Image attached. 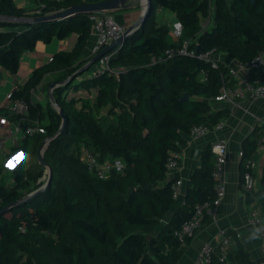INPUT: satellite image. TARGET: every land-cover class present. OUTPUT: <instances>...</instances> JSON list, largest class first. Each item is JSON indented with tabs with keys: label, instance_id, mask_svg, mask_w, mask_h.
Masks as SVG:
<instances>
[{
	"label": "trees",
	"instance_id": "trees-1",
	"mask_svg": "<svg viewBox=\"0 0 264 264\" xmlns=\"http://www.w3.org/2000/svg\"><path fill=\"white\" fill-rule=\"evenodd\" d=\"M40 2V12L29 15L15 0H0V15L38 17L86 0ZM213 3L212 7L209 0H151L142 26L117 53L109 52V66L120 68L119 73L106 69L85 75L92 66L79 73L94 56L78 61V50L91 32L88 13L35 23L0 19V66L14 72L21 53L34 50L39 41L50 43L74 31L79 35L72 54L56 53L50 64L35 70L13 91V98L30 103L31 118L45 121L46 132L23 138L32 146L13 170L14 182L0 184V211L8 208L0 215V264H42L37 256L41 250L54 253L57 264H177L192 237L182 241L175 231L193 216L196 205L216 199L215 155L206 148L201 167L193 174V186L185 195L186 206L155 233L175 203L176 180L168 178L166 167L169 154L177 150L178 142H185L184 135L194 125L214 128L230 113L211 101L227 83L229 69L222 62L213 66L201 54L228 52L248 62L264 50V0ZM158 8L176 13L182 22L179 42L169 41L170 27L158 25ZM205 18L210 19L206 29L202 26ZM186 39L190 40L189 49L182 53L178 47ZM170 48L176 50L167 57ZM52 71H62L52 91L68 117L61 132L63 119L51 99L44 107L32 97ZM73 75L75 79L68 81ZM258 79L264 80V71L250 75L251 81ZM83 87L99 89L93 103L76 93ZM105 106H109L108 114L100 120L99 112ZM11 118L18 121L19 116ZM262 132L244 144L242 186L245 160L254 157ZM51 137L44 159L53 170L52 182L39 194L19 202L42 186L33 187L46 170L39 149ZM83 147L101 162L121 159L124 168L101 178L82 160ZM247 195L264 205V167L262 187L247 191ZM35 231L34 240H40L36 245L25 237ZM211 264L257 262L238 250L235 254L230 251L226 261L215 254Z\"/></svg>",
	"mask_w": 264,
	"mask_h": 264
},
{
	"label": "crops",
	"instance_id": "crops-1",
	"mask_svg": "<svg viewBox=\"0 0 264 264\" xmlns=\"http://www.w3.org/2000/svg\"><path fill=\"white\" fill-rule=\"evenodd\" d=\"M15 3L29 15L40 12V6L42 5L40 0H15ZM127 4L128 7L111 11V13L119 23L130 27L141 19L143 10L139 0H128ZM54 12L56 10L51 9L46 14ZM176 19H178L176 13L169 9H157L156 21L158 25H165L172 28ZM205 19H208V22H210L209 18ZM78 36V33L74 31L64 39L55 37L50 43L39 41L34 50H25L21 53L18 69L15 72L0 66V107L5 106L6 96L9 92L23 84L35 70L50 64L53 61H50L51 56L54 57L56 53L61 51L72 54L76 48ZM168 38L169 41H174L171 32ZM96 39V35L91 30L87 42L78 50V61L89 59L93 56ZM217 56L220 57L221 62L226 66L239 61L228 52H218ZM95 67L96 65H93L85 75L91 74ZM61 72L52 71L46 74L42 82L33 92L32 97L34 102L41 103L44 107L47 106L48 101L45 95L50 99L51 85ZM245 77V72H242L237 78L227 76L226 84L229 86L240 85ZM46 86H48L47 94H45ZM91 90H94L96 96L99 89L93 87ZM213 106L228 108L230 110V113L223 121V128L212 130L209 134L201 138H193L189 133L185 134V142H178L177 150H174L180 158V167L175 173H167V175L169 179L183 180V193L185 196L188 189L193 186V174L201 167L206 148H211V145L219 138L227 137L230 143L228 152L229 159L226 164L225 174L227 191L224 198L215 205V218H210L204 223L202 228L192 238L191 242L185 246L177 264H194L202 249L203 243L206 241H210L217 246L220 229H227L231 234L233 241L230 245V251L233 254L237 253L238 250H243L248 254L251 261L258 262L263 257L264 250L257 230L249 223L250 209L254 198L252 200L248 198L247 191L244 185L242 186L241 184L243 157L240 152L243 150L247 140H252L260 135L262 129L264 130V126H262V122L264 121V99L245 97L234 102H214ZM1 130H4V128L0 127ZM9 141H12L14 147H17L19 144L13 139ZM2 151L4 153V150ZM254 158L257 162L254 176L257 180V188L259 189L262 187L264 150L258 151L257 147ZM182 201V199L175 200L174 205L163 217L155 233L172 221L175 213L184 206Z\"/></svg>",
	"mask_w": 264,
	"mask_h": 264
},
{
	"label": "built area",
	"instance_id": "built-area-1",
	"mask_svg": "<svg viewBox=\"0 0 264 264\" xmlns=\"http://www.w3.org/2000/svg\"><path fill=\"white\" fill-rule=\"evenodd\" d=\"M209 2L213 7V0H209ZM88 14L92 24L91 30L97 38L96 44L93 48V55H96L113 41L122 38L131 27L119 23L111 11L108 10L95 11ZM142 24L143 23L139 22L138 25L131 30V32L134 33V30H138ZM171 34L174 38L173 42H179L181 40L183 35V25L179 19L174 21L171 28ZM123 43L124 42L112 50L114 51L113 54L118 52V50L123 46ZM189 44V39L184 40L178 47V50H180L182 53H187ZM175 50L176 49L173 48L167 49V57H171ZM201 57L207 61H211L213 66H217L218 63L221 62L220 57L217 56V53L213 51L204 52L201 54ZM53 59L54 57L51 56L50 61ZM109 59L110 53L105 54L97 61L96 64H94L96 67L93 69L91 74H95L97 71L106 69H111L112 72L119 73L120 68H110ZM227 67L229 69L230 77L237 78L242 72L246 73V77L240 85H223L220 94L211 99L212 103L222 101L234 102L235 100L243 99L245 97L264 99V80L258 79L251 81L249 76L251 73L264 71V50L248 62L237 61L234 64H229ZM205 77L206 76L203 75L201 77L202 80H205ZM13 91L7 94L5 106L0 107V127L4 128V130L0 131V153H3L2 150H4V147L9 140L13 139L15 142L19 143L20 132H24L23 138L46 132L45 121L39 118H31L30 103L24 99L13 98ZM11 116H19L18 121L12 120ZM223 121L224 120L220 121L217 125H215L214 128H211L206 124L194 125L191 128L189 134L193 138L204 137L212 130L222 129L224 125ZM262 126H264V121L262 122ZM49 139L50 138L46 139L43 145L50 143L51 140ZM229 146L230 143L227 137H221L211 145V150L216 159L212 172L213 178L215 180L214 187L216 191V199L213 202L206 201L196 205L193 216L189 220L185 221L181 228L175 231V235L180 240L184 241L186 238H193L202 228L207 218H215V205L224 198L227 191V180L225 174L226 164L229 159ZM263 150L264 130L261 133L258 141V151ZM20 153L24 155L22 152H19L15 155ZM240 154L242 157L244 156L243 150L240 152ZM81 158L88 165L90 170L96 172L101 178H106L113 169L122 171L124 168V163L121 161V159L116 158L101 162L99 161L96 154L90 152L84 147L82 148ZM256 166L257 162L254 157L246 158V170L244 173V188L246 191H254L258 189L257 180L254 176V170ZM166 167L167 173H175L179 169L180 158L175 151L170 152ZM183 184L184 183L182 179H177L175 181L173 184V197L175 200L182 199V204L186 206L187 202L183 193ZM249 223L257 230L264 250V205L259 201V199H257V197L254 198L251 204ZM218 237L219 240L217 246H215L210 241L203 243L202 249L194 264H211L215 254L220 257L221 261H226L228 259L230 245L233 241L232 236L227 229H220ZM257 264H264V255L257 262Z\"/></svg>",
	"mask_w": 264,
	"mask_h": 264
},
{
	"label": "water",
	"instance_id": "water-1",
	"mask_svg": "<svg viewBox=\"0 0 264 264\" xmlns=\"http://www.w3.org/2000/svg\"><path fill=\"white\" fill-rule=\"evenodd\" d=\"M127 1L128 0H101V1L90 0V1H86L82 4L75 5V6L67 8V9L59 10V11H56L54 13L46 14L43 16L19 17V16L0 15V19L1 20H7V21H16V22H20V23H35V22L49 21V20H54V19H64V18L70 17V16L75 15V14H85V13H91V12L101 11V10L114 11V10H117L120 8H126V7H128ZM150 6H151V0H147V5L144 7L141 19L136 24L132 25L129 28L128 32L122 38L113 41L111 44L107 45L100 52H98L96 55H94L93 58L86 65H84L81 68L79 73H81L82 71H85L86 69L93 66L105 54L109 53L110 51L115 49L118 45H120L122 42L126 41L128 39V37L132 34L131 30L134 29L138 25L139 22L143 23L145 18H147ZM136 30L137 29H135L134 32ZM129 32H131V33H129ZM75 77H76V75L71 76L70 78H68V81L74 80ZM55 86H56V83H52L50 99H51V102H52L53 106L55 107V109H57V111L62 116L63 121H62V126H61L60 131H59V132H61L62 129L64 128L66 122H67L68 117H67V114L65 113V111L63 110V108H61L58 105V103L56 102V100L53 98L52 90ZM52 139H53V137H51L49 140H52ZM39 160L41 161V163L44 166L49 168V178L47 179V182L44 185H42L39 189H36L32 193L28 194L27 196L23 197L19 202L25 201V200L39 194L40 192H42L47 187L48 184H50L52 182V179H53L52 171L53 170L45 161L44 155L42 154V148H41V151L39 150ZM7 209H8L7 207L2 209L0 211V215L2 214V212H4Z\"/></svg>",
	"mask_w": 264,
	"mask_h": 264
},
{
	"label": "rangeland",
	"instance_id": "rangeland-1",
	"mask_svg": "<svg viewBox=\"0 0 264 264\" xmlns=\"http://www.w3.org/2000/svg\"><path fill=\"white\" fill-rule=\"evenodd\" d=\"M139 1H140V6L142 10H144V7L147 5V0H145V2L144 0H139ZM41 8H42V5L40 6V9ZM209 25H210V22H208V19H203V23H202L203 28L206 29L209 27ZM47 89H48V86H46L45 94H47ZM76 93L81 95L85 99V101H88L89 103H93L95 100L94 90L90 91L89 89L83 87L82 90H79ZM45 97H46V100L49 102L50 101L49 97L47 95H45ZM79 105H83V102ZM108 109H109V106H105L100 110L99 116H98L100 120L103 119V117H106V115L108 114ZM23 136H24V132H20L19 134L20 141L17 147H14L12 145V141L7 142L5 149H4V153L0 154V184L11 185V183L14 182L13 176H12L13 170L16 168V166L19 165V163L25 157L27 149H29L32 146L31 142L27 140H22ZM49 147H50V143L44 146L42 144L39 150L41 151V148H42V154L45 155ZM19 152L24 153V155H22L21 153L18 155H15ZM48 178H49V168L46 167L45 175L38 182L34 183L33 187L37 188L38 184H40V186L43 185L47 181ZM35 233L36 231L34 233L26 234L25 235L26 239L34 240V237L36 235ZM148 235L150 237L151 233H148ZM34 243L36 245L40 243V240H34ZM25 255H28V253H25ZM37 256H38V259H40V262L42 264H57L55 260L56 255L49 250H41L38 252Z\"/></svg>",
	"mask_w": 264,
	"mask_h": 264
},
{
	"label": "bare ground",
	"instance_id": "bare-ground-1",
	"mask_svg": "<svg viewBox=\"0 0 264 264\" xmlns=\"http://www.w3.org/2000/svg\"><path fill=\"white\" fill-rule=\"evenodd\" d=\"M144 2H145V0H144Z\"/></svg>",
	"mask_w": 264,
	"mask_h": 264
}]
</instances>
